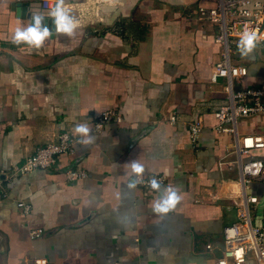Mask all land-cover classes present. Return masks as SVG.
<instances>
[{
  "label": "crops",
  "instance_id": "crops-1",
  "mask_svg": "<svg viewBox=\"0 0 264 264\" xmlns=\"http://www.w3.org/2000/svg\"><path fill=\"white\" fill-rule=\"evenodd\" d=\"M43 1L0 0V264H214L206 247L223 248L247 198L256 199L254 225H264V182L244 187L234 138L215 130L227 104L224 82L211 81L219 28L198 10L218 0H65L77 24L71 36L50 32L38 49L14 43L32 23L23 8L44 14ZM233 59L248 69L242 86L264 88V42L247 55L237 46ZM109 110L122 122L96 130ZM198 118L204 129L193 145L188 125ZM81 123L92 143L51 169L17 173ZM239 130L264 133V116ZM253 157L264 162V150ZM133 160L142 177L164 175L168 185L130 190ZM70 170L87 176L70 181ZM169 186L179 202L157 213ZM20 201L31 205L28 218Z\"/></svg>",
  "mask_w": 264,
  "mask_h": 264
},
{
  "label": "built area",
  "instance_id": "built-area-1",
  "mask_svg": "<svg viewBox=\"0 0 264 264\" xmlns=\"http://www.w3.org/2000/svg\"><path fill=\"white\" fill-rule=\"evenodd\" d=\"M21 1V0H18ZM57 0H44L43 9L52 10ZM199 19L218 26L215 43L221 47L219 60L214 65L211 81L224 82L223 91L227 96V104L221 107L215 117L218 121L216 132L231 135L234 138L237 153L240 156L242 183L245 188L254 182H264V162L253 157L255 151L264 150V133L241 134L240 121L264 116V88L242 86L248 74L247 67L234 62L236 47L242 34L247 29L256 33V44L264 42V0H218L211 9L200 8ZM55 33L57 32L55 29ZM176 117H170L171 124L176 123ZM112 121L122 122V116L116 110L103 112L97 118L95 129H101ZM204 129L201 118L188 125L190 140L195 145ZM79 140L69 132L58 134L55 141L41 147L28 158L17 173L27 175L37 170H47L57 164L63 155H72ZM249 157L247 161L242 157ZM80 170H70L67 177L70 181L86 177ZM155 177L161 187L168 185V177L164 175L142 177L143 182L137 186L152 190L148 181ZM136 181V180H135ZM256 199L249 197L238 206V221L225 227L223 231L224 246L217 249L207 245V251L214 256V264H264V225H254L250 214V204ZM18 208L24 218L31 215V205L20 201ZM32 238L41 237V231H31ZM47 261H38L46 264Z\"/></svg>",
  "mask_w": 264,
  "mask_h": 264
},
{
  "label": "clouds",
  "instance_id": "clouds-1",
  "mask_svg": "<svg viewBox=\"0 0 264 264\" xmlns=\"http://www.w3.org/2000/svg\"><path fill=\"white\" fill-rule=\"evenodd\" d=\"M65 0H57V5L52 9L48 15L53 19L55 24V29L57 32L67 34L71 36L77 26L75 17H73L68 9L64 6ZM32 21L26 28H18L13 37V42L16 44L25 43L34 48H40L43 42L49 37L50 29L43 24L44 16L35 14L32 16ZM258 37L255 32L248 31L247 29L241 36L238 44V50L241 55H247L250 53ZM73 135H80L82 137H87V139H81L79 142L82 144H90L93 142L92 137L89 136V128L86 124H77L73 129ZM131 166V172L136 177L135 182L128 184V188L133 190L137 187V183H142V174L144 172V167L139 162L133 160L125 164V166ZM150 188L156 192L161 189V183L155 177L148 181ZM178 190L172 188L171 186L166 189V196L159 202L153 204V210L157 213H168L173 209L179 202Z\"/></svg>",
  "mask_w": 264,
  "mask_h": 264
},
{
  "label": "water",
  "instance_id": "water-1",
  "mask_svg": "<svg viewBox=\"0 0 264 264\" xmlns=\"http://www.w3.org/2000/svg\"><path fill=\"white\" fill-rule=\"evenodd\" d=\"M17 6H20L19 4H17ZM39 7V6H38ZM34 9L31 10L29 13L25 11V7L23 8V16L26 17V18H29L31 20V22L33 23L32 21V16L35 15V14H39V15H45L44 16V21L43 22H46L47 24V27L50 29V32H55V24H54V21L52 17H50L48 15V13L51 11V10H47V11H43L44 14H42V11L39 12L38 9H35L36 7H33Z\"/></svg>",
  "mask_w": 264,
  "mask_h": 264
}]
</instances>
